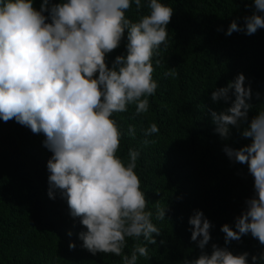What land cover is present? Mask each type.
I'll list each match as a JSON object with an SVG mask.
<instances>
[{
    "label": "clouds",
    "instance_id": "9594fccd",
    "mask_svg": "<svg viewBox=\"0 0 264 264\" xmlns=\"http://www.w3.org/2000/svg\"><path fill=\"white\" fill-rule=\"evenodd\" d=\"M133 2L141 9L142 0H41L39 9L33 0H0V119H14L44 135L43 144L52 153L47 162L48 196L55 199L58 190L71 216L80 218L86 229L79 233L83 248L92 255L114 254L123 264H137L138 257L150 259L148 245H156L161 229L147 210L135 171L140 152L130 148L127 162L117 155L121 131L112 116L126 112L128 105L136 106L137 115L148 112V97L158 87L153 57L159 56L161 45L167 48L173 15V8L161 0H149L148 13L133 22L126 16ZM244 21L241 27L233 20L226 35H252L264 28V0H254V11ZM125 32L126 53L117 55L109 67L107 55L120 47ZM155 63L160 66L161 59ZM176 75L174 68L164 72L165 77ZM245 80L240 73L211 93L214 102L229 105L219 112L209 110L215 132L228 139L230 126L240 129L244 124L241 135L251 141L223 149L231 161L247 165L255 193L245 200L234 228L221 226L225 245L248 234L264 245V110L249 122L253 92ZM158 132L152 123L143 143L154 144L147 137ZM128 135L135 137L133 125ZM166 209L156 206L157 220L166 218ZM188 223L200 255L183 264H249L248 252L233 254L215 243L211 254L205 251L213 225L203 211L194 210ZM126 238L134 240L130 255L124 252ZM251 259L257 264L264 252Z\"/></svg>",
    "mask_w": 264,
    "mask_h": 264
},
{
    "label": "trees",
    "instance_id": "16d2710c",
    "mask_svg": "<svg viewBox=\"0 0 264 264\" xmlns=\"http://www.w3.org/2000/svg\"><path fill=\"white\" fill-rule=\"evenodd\" d=\"M161 2L173 8V15L167 25V48L161 45L159 56L153 57L152 75L158 87L148 97L149 110L137 115L136 106L128 105L126 112L112 116L121 131L117 155L127 162L130 148L140 152L135 171L148 200L147 210L161 229L156 245H148L150 259L138 257L137 264H183L184 259L198 258L200 249L191 240L188 223L194 210L203 211L213 225L205 251L211 254L215 243L233 254L248 252L252 264V255L264 252V245L251 234L225 245L221 231L225 223L234 228L245 200L255 194L247 165L234 163L223 149L251 141L241 135L244 124L240 129L230 126V137L221 138L209 110L219 112L229 106L214 102L211 93L240 73L253 92L249 122L264 110V28L252 35L244 31L226 35L233 20L244 26V17L254 11V0ZM33 3L39 9L41 0ZM148 3L142 0L137 10L133 2L126 16L137 22L148 13ZM125 45L126 32L120 47L107 55L109 67L117 55L126 53ZM156 59H161L160 66ZM170 68L175 69V78L164 76ZM152 123L159 132L147 139L156 142L145 145L144 131ZM129 125L135 127V137L128 135ZM44 139L42 133L34 134L14 119H0V264H123L119 256L92 255L83 248L79 233L86 229L80 218L71 216L58 190L55 199L48 196L47 162L52 153ZM157 205L167 206L164 220L156 219ZM126 239L124 252L130 255L134 240ZM140 242L145 243L142 237ZM70 243L76 247L70 249Z\"/></svg>",
    "mask_w": 264,
    "mask_h": 264
}]
</instances>
